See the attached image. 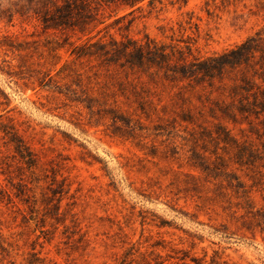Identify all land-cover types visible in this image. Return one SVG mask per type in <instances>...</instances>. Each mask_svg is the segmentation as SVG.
<instances>
[{
	"label": "rangeland",
	"instance_id": "1",
	"mask_svg": "<svg viewBox=\"0 0 264 264\" xmlns=\"http://www.w3.org/2000/svg\"><path fill=\"white\" fill-rule=\"evenodd\" d=\"M16 1L0 0V264H120L130 246L132 264L142 254L151 264L156 254L163 264H264V167L240 165L237 149L204 132L222 125L260 150L246 125L209 115L227 89L142 76L158 110L146 118L130 97L137 74L72 54L90 36L148 35L207 57L260 30L264 0L101 5L83 33L45 29L28 0L10 16ZM73 70L83 85L95 78L98 101L83 97ZM180 106L193 122L172 112Z\"/></svg>",
	"mask_w": 264,
	"mask_h": 264
},
{
	"label": "trees",
	"instance_id": "2",
	"mask_svg": "<svg viewBox=\"0 0 264 264\" xmlns=\"http://www.w3.org/2000/svg\"><path fill=\"white\" fill-rule=\"evenodd\" d=\"M28 1L35 5L33 10L40 16L45 29L54 31L70 29L83 33L95 21L98 6L114 5L115 7L129 8L131 13L134 9H141L143 3L146 2L151 6L156 0ZM157 1L161 2V0ZM181 1L187 2V0ZM21 2L22 0H17L13 4L18 7L19 11L11 12V9H7L10 16L14 12H23L26 7ZM184 49L172 43L156 40L148 35L142 39L125 37L124 40H115L111 38L107 42L101 39L94 40V37L90 36L82 44L74 46L72 54L76 60L100 63V65L108 67L115 64L121 68L127 67L134 74H137V82L128 83L131 86L129 89L130 97L137 104L134 111L139 110L146 118H150L158 110L149 97L150 91L142 87V76L147 77L149 79L147 81L167 82L178 89L189 87L190 90H195L198 87L200 90H205L209 88V92L227 89L228 101H212L214 106L209 107V115L215 119H226L234 126H239V130L242 132L245 131V128L241 126L246 125L248 130L255 133L260 140V150L249 148L245 142H240L230 134V130L222 125L215 124L216 131L222 132L218 133L217 136H212L208 130L204 132L210 140H214L216 143L222 142L225 147L237 149L235 155L240 165L264 167V26L240 43L207 57L191 56L189 58L191 55L190 46L185 45ZM71 73L74 75L76 86L81 88L83 97L91 101H98V97L88 93V90H93V86L89 84L95 78L88 77L89 81L83 85L81 73L76 70L71 71ZM93 74L96 75V73ZM97 83L95 82V84ZM122 83L120 85L124 86ZM180 83H185V85H180ZM122 90L125 88L122 87ZM98 93L102 95L101 98H104L103 95L106 94L105 91ZM122 93L124 94V92ZM178 93L179 98L185 102L187 97L183 96L181 90ZM126 98L129 99V96ZM166 108V105L162 106L161 112L163 114L166 112ZM172 112L177 117L182 118L181 120L184 122L194 121L193 115L188 109L184 110L182 106H180L179 112L175 113L174 109ZM156 116L162 119L158 114ZM172 118L174 121V116ZM240 184L237 182V185L242 187ZM134 254L135 251L130 246L120 264H132L135 260ZM154 258L157 260L154 264H163L164 259L158 261L161 258L160 255L156 254ZM135 264L151 263L142 254L141 261Z\"/></svg>",
	"mask_w": 264,
	"mask_h": 264
}]
</instances>
